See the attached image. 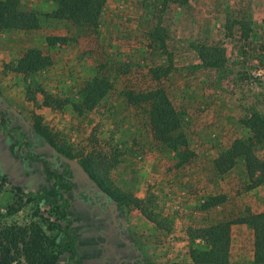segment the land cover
I'll return each instance as SVG.
<instances>
[{
  "label": "rangeland",
  "instance_id": "374dc122",
  "mask_svg": "<svg viewBox=\"0 0 264 264\" xmlns=\"http://www.w3.org/2000/svg\"><path fill=\"white\" fill-rule=\"evenodd\" d=\"M20 6L28 27L0 31V108H15L51 146L81 165L93 156L99 177L84 169L111 193L121 213L139 209L140 203L162 229H181L184 235L177 236L189 238L191 253L203 243L195 238L199 228L248 210L264 211V183L253 182L243 159L223 176L214 166L220 153L253 135L245 119L253 112L264 117V0H107L97 26L55 17L52 0H20ZM155 30L166 47L152 36ZM51 37L64 39L52 43ZM34 47L49 54L52 64L35 73L16 71L17 60ZM213 48L222 64L201 59L202 51ZM94 77L108 78L111 90L94 108L76 110L74 103ZM158 87L181 113L180 130L194 152L186 163L154 138L149 103L127 100L129 91ZM8 116L10 132L23 135L27 126L12 112ZM4 140L0 130V143ZM254 150L264 159V144ZM40 154L50 156L51 150ZM6 169L0 176V226L41 223L35 211L46 214L56 200L57 181L36 184L35 193L24 176L17 180L11 167ZM60 170L79 175L65 161ZM118 190L130 196L126 203L116 198ZM222 194L221 203L203 206ZM9 207L17 211L10 214ZM253 251V229L232 225L231 261L255 264ZM184 259L175 257L180 261L174 263Z\"/></svg>",
  "mask_w": 264,
  "mask_h": 264
},
{
  "label": "trees",
  "instance_id": "16d2710c",
  "mask_svg": "<svg viewBox=\"0 0 264 264\" xmlns=\"http://www.w3.org/2000/svg\"><path fill=\"white\" fill-rule=\"evenodd\" d=\"M57 9L54 16L69 19L75 23L97 26L100 15L107 0H52ZM187 3L188 0H177ZM28 18L21 9L20 0H0V31L13 29H26ZM161 29V27H160ZM157 32V30H155ZM152 33L160 35L159 32ZM64 38H53L56 43ZM158 39L162 40L158 36ZM163 47H166L164 39ZM218 49L207 52L202 51L201 59L210 65L222 64ZM52 57L43 53L40 48H29L17 60L16 71L29 74L35 73L52 64ZM112 88L108 78L94 77L88 80L83 89V99L74 103L76 110L92 109ZM127 100L135 105L143 102L149 103L148 110L154 138L178 154L181 164L190 161L194 152L189 148L187 136L180 130L182 127L181 113L172 105L165 90L161 87L135 93L129 91ZM3 122L6 118L3 117ZM245 123L253 131V135L246 139L237 140L232 147L220 153L214 161L215 171L223 176L232 169L239 159H243L246 169L257 185L264 183V159L260 158L254 150L256 144H264V117L258 112H253ZM70 158L74 155L67 153ZM83 167L96 178L100 166L93 156H86L82 160ZM3 170H0V176ZM46 175L50 179L58 178L66 190L60 192L59 197L49 206L46 214L37 209L34 216L41 218V223L32 220L25 224L12 223L0 226V264H63L62 256L68 254L66 264H76L78 247L76 237L71 232L72 219L69 216L70 199L66 196L67 190L72 185L65 180L63 174L55 172L50 166L46 167ZM3 190L0 185V192ZM108 190V189H107ZM111 194V193H110ZM113 195V194H112ZM119 201L127 202L130 196L118 190L116 193ZM225 196L215 195L210 197L204 207L208 208L221 203ZM136 201H139L135 199ZM144 215L151 221L161 226L156 217L143 209L140 203L136 204ZM17 211L9 207L8 212ZM237 223L249 225L254 232V263L264 264V211L254 213L248 210L245 214L226 221H221L198 229L202 244L192 248L191 256L195 264H235L230 259L231 226ZM49 231H56L50 234Z\"/></svg>",
  "mask_w": 264,
  "mask_h": 264
},
{
  "label": "flooded vegetation",
  "instance_id": "af4514ba",
  "mask_svg": "<svg viewBox=\"0 0 264 264\" xmlns=\"http://www.w3.org/2000/svg\"><path fill=\"white\" fill-rule=\"evenodd\" d=\"M9 114L10 111L0 108V130L1 134L5 136L4 143H0V168L6 171V167L10 166L17 180H21L24 176V182L27 184L26 187L29 188L30 186L35 193L38 191L36 184H46L48 181L56 180V190L58 192L56 199L59 197L60 192L66 189L60 184L58 178L50 179L46 175V167L50 166L55 172L63 174L65 180L72 185V187L67 190L66 196L70 199L71 204L69 207V216L73 221L71 232L76 237V244L78 241L79 244L82 245L81 259L91 260L95 257L94 253H98L100 257L111 255L112 252L110 251L112 250L101 249L100 247L97 248L98 252H95V246L96 244L100 245V239L102 235L104 236L105 234H103V232L108 231L105 235L107 236L111 234V227L113 231L117 228L116 225H113L114 222L115 224L119 223V238L121 237V233H123L124 225H122L121 218H119V220L115 216L118 210V204L114 198L93 180L89 174L87 177H83L80 174L71 177L65 174L64 171H61L60 167H62L64 160H62L58 154L52 152L49 147L51 144L47 142L42 134L31 126H27L23 135L20 133L12 134L10 132L11 125H9ZM3 117L6 118L5 123L3 122ZM3 144L6 146L4 149H2L1 146ZM9 146H12L14 151H18L19 158L15 159L11 157L7 148ZM47 149L51 150L50 156L40 154ZM32 180H35V183L30 184ZM106 201H108L109 205ZM75 221L76 224H74ZM76 228L78 230L80 229L81 233L79 236L75 231ZM111 237L110 242L112 239L114 243L118 239V234L112 235ZM86 246L91 247L87 248ZM78 254L77 251V256ZM77 256L75 260L76 264L80 261V258L77 259Z\"/></svg>",
  "mask_w": 264,
  "mask_h": 264
},
{
  "label": "crops",
  "instance_id": "0c3cea01",
  "mask_svg": "<svg viewBox=\"0 0 264 264\" xmlns=\"http://www.w3.org/2000/svg\"><path fill=\"white\" fill-rule=\"evenodd\" d=\"M117 207L118 210L115 216L118 219L121 218L122 225H124L121 237L119 238V223L115 224L114 222L113 225H116L118 229L116 228L113 231L111 227V234L107 236L105 235L108 231L103 232L105 234L100 239V245L96 244L95 246V252H98L97 248L100 247L101 249L112 250L110 251L112 254L100 257L98 253H94L95 257L91 260L81 259L82 245L77 241L79 253L77 259L80 258L78 264H176L174 262L180 260H174L175 257L181 259L183 255L185 259L181 261L184 264H195L191 253H187V251H190L189 238L178 237L184 235V232H180L181 229L167 231L148 219L139 209L129 210L127 214L120 212L119 204ZM74 224H76V221ZM233 225L243 227L245 224L237 223ZM176 231L179 232L175 234ZM117 234V241L113 243L111 239L110 242L111 236ZM127 234H131V237H128ZM86 247L90 248L91 246ZM67 257L68 254L62 256L63 264H66ZM252 259H254V251Z\"/></svg>",
  "mask_w": 264,
  "mask_h": 264
},
{
  "label": "water",
  "instance_id": "95a60500",
  "mask_svg": "<svg viewBox=\"0 0 264 264\" xmlns=\"http://www.w3.org/2000/svg\"><path fill=\"white\" fill-rule=\"evenodd\" d=\"M2 97L0 96V101L2 102ZM8 111L12 112L20 122L25 123L26 126H28V122L26 120H24L22 118V114L20 112H18L15 108L13 107H8L7 108ZM52 150V152L54 154H58L60 156V158L62 160H64L65 162H67L71 168H73L74 170H76L80 175H82L83 177H87L88 173L86 172V170L84 169V167L75 159L67 157L61 153H59L53 146H49ZM105 194V193H104ZM106 203L108 204V201H106ZM109 205V204H108ZM116 207V206H115Z\"/></svg>",
  "mask_w": 264,
  "mask_h": 264
}]
</instances>
